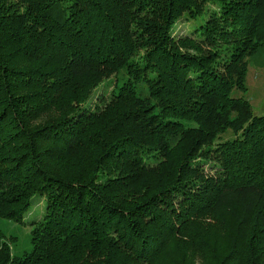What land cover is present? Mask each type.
<instances>
[{
    "label": "trees",
    "instance_id": "trees-1",
    "mask_svg": "<svg viewBox=\"0 0 264 264\" xmlns=\"http://www.w3.org/2000/svg\"><path fill=\"white\" fill-rule=\"evenodd\" d=\"M262 45L264 0H0V264H264Z\"/></svg>",
    "mask_w": 264,
    "mask_h": 264
},
{
    "label": "rangeland",
    "instance_id": "rangeland-1",
    "mask_svg": "<svg viewBox=\"0 0 264 264\" xmlns=\"http://www.w3.org/2000/svg\"><path fill=\"white\" fill-rule=\"evenodd\" d=\"M192 24L191 20L181 18L173 29L174 36H182L189 32ZM114 77L109 83V90L112 88ZM247 90L245 93L235 92L237 95L244 96L251 104L252 111L255 115L264 114V45L259 47L254 54L248 57L247 73L245 78ZM103 86H106L103 85ZM103 86L97 90V93L103 91ZM231 137L232 135L225 134ZM207 169V168H206ZM38 199L30 205L29 210L25 214L23 223H18L10 219L0 218V229L6 234L10 240L12 253L15 255L23 254L25 251H30V231L32 222L41 218L44 209V199Z\"/></svg>",
    "mask_w": 264,
    "mask_h": 264
}]
</instances>
